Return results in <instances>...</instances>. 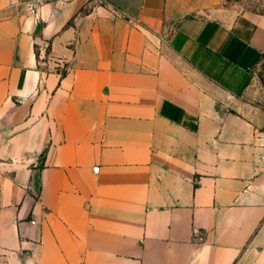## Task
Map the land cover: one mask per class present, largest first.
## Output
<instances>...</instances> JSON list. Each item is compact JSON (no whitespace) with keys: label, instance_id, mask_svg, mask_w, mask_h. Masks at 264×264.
I'll use <instances>...</instances> for the list:
<instances>
[{"label":"crops","instance_id":"obj_1","mask_svg":"<svg viewBox=\"0 0 264 264\" xmlns=\"http://www.w3.org/2000/svg\"><path fill=\"white\" fill-rule=\"evenodd\" d=\"M263 55L258 13L0 0V264H264Z\"/></svg>","mask_w":264,"mask_h":264},{"label":"rangeland","instance_id":"obj_2","mask_svg":"<svg viewBox=\"0 0 264 264\" xmlns=\"http://www.w3.org/2000/svg\"><path fill=\"white\" fill-rule=\"evenodd\" d=\"M202 14L220 12L233 17L240 13H258L264 16V0H185ZM255 99L264 97V55L251 78ZM10 128L0 127V166L10 165ZM36 183V179H34Z\"/></svg>","mask_w":264,"mask_h":264},{"label":"built area","instance_id":"obj_3","mask_svg":"<svg viewBox=\"0 0 264 264\" xmlns=\"http://www.w3.org/2000/svg\"><path fill=\"white\" fill-rule=\"evenodd\" d=\"M33 1H34V2H35V1L39 2L40 0H33Z\"/></svg>","mask_w":264,"mask_h":264}]
</instances>
